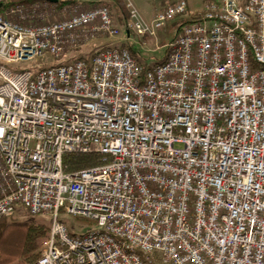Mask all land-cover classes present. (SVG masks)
Returning <instances> with one entry per match:
<instances>
[{
  "label": "built area",
  "instance_id": "1",
  "mask_svg": "<svg viewBox=\"0 0 264 264\" xmlns=\"http://www.w3.org/2000/svg\"><path fill=\"white\" fill-rule=\"evenodd\" d=\"M13 1L0 0V221L20 207L51 221L27 264H264V0H205L148 69L110 45L37 72L6 66L120 30L106 4L49 21L67 0ZM128 7L145 37L188 2L150 21ZM71 154L101 162L68 172Z\"/></svg>",
  "mask_w": 264,
  "mask_h": 264
},
{
  "label": "rangeland",
  "instance_id": "2",
  "mask_svg": "<svg viewBox=\"0 0 264 264\" xmlns=\"http://www.w3.org/2000/svg\"><path fill=\"white\" fill-rule=\"evenodd\" d=\"M74 1L73 4H65L61 5L59 3L58 6H55V9L58 10V13H54L49 17V21H56L62 17H67L79 9L85 10L89 7H93L98 4H107L104 0H67ZM172 0H124L125 2V12L127 15V19L124 22H121L118 19V13L113 10L111 5L108 6L111 9V14L115 25L120 30V35L116 38H98L93 40L92 42L75 49L67 56L60 59H53L50 55H47L41 59H37L32 62L26 63H18L11 64L6 66L8 70L11 71H33L37 72L40 69L47 68L51 65H60L65 63H70L79 57H84L87 60H91L94 52L105 46H122V45H130L132 44L135 49H138L142 56H146V61L150 64H154L155 62H161L166 58L168 46L169 44L179 35L181 31V26L186 22L191 20V15L186 14L183 18L176 19L173 22L167 23L163 29L157 32L154 36H145L140 37L134 32H131L129 29V20H130V8L128 4L131 2L135 8L139 11L143 18L150 21L152 20L158 11H161L165 8L166 4ZM201 1V0H197ZM200 5V3L198 4ZM201 7V6H200ZM199 7V8H200ZM65 9V10H64ZM127 32L130 34L128 35ZM17 211L14 219L20 222H24L26 220L31 219L32 217L27 214V212L23 209ZM13 216V215H12ZM11 216V217H12ZM9 217V218H11ZM8 219V218H7ZM6 220V219H4ZM4 220L0 221L3 222ZM38 220L45 222L48 225H51V221L48 217H42ZM66 225L68 226L71 233H78L82 231H86L92 228V223L87 222L81 219H67ZM48 230L46 231L47 234ZM45 234V235H46ZM42 236L37 239L36 247L39 252L38 244L42 242ZM26 264L28 262H25Z\"/></svg>",
  "mask_w": 264,
  "mask_h": 264
},
{
  "label": "trees",
  "instance_id": "3",
  "mask_svg": "<svg viewBox=\"0 0 264 264\" xmlns=\"http://www.w3.org/2000/svg\"><path fill=\"white\" fill-rule=\"evenodd\" d=\"M39 0H17L13 1L10 5L30 4ZM107 4L118 13V19L121 22L126 21L127 15L125 12L124 0H104ZM61 5L73 4L74 1H62ZM106 4V5H107ZM198 16L192 18V20L185 22L189 23L197 20ZM183 24V25H184ZM130 50L132 56L136 61L145 68H151L156 63L150 64L146 61V56H142L138 49H135L132 44L122 45ZM84 59V57H79ZM101 162L99 155L91 154H71L64 158V164L67 167L68 172H76L82 169L93 167ZM28 214V213H27ZM29 215V214H28ZM13 215L0 223V264H26L31 263L39 257V252L36 247V241L38 238L44 236L50 225L38 220L42 217H33L24 222H20L14 219Z\"/></svg>",
  "mask_w": 264,
  "mask_h": 264
},
{
  "label": "crops",
  "instance_id": "4",
  "mask_svg": "<svg viewBox=\"0 0 264 264\" xmlns=\"http://www.w3.org/2000/svg\"><path fill=\"white\" fill-rule=\"evenodd\" d=\"M173 1H176V0H172L170 2H173ZM170 2H168V3H170ZM187 2H188V11H187V14H190L191 15V20H192L193 17L198 16L199 14H201L203 12L205 0H201V1H197V0H187ZM199 3H200V5H198Z\"/></svg>",
  "mask_w": 264,
  "mask_h": 264
},
{
  "label": "water",
  "instance_id": "5",
  "mask_svg": "<svg viewBox=\"0 0 264 264\" xmlns=\"http://www.w3.org/2000/svg\"><path fill=\"white\" fill-rule=\"evenodd\" d=\"M48 1L51 2V3H54V4L58 3V0H48ZM127 34L129 35L130 33L127 32Z\"/></svg>",
  "mask_w": 264,
  "mask_h": 264
}]
</instances>
